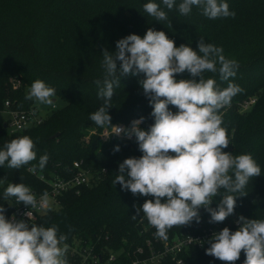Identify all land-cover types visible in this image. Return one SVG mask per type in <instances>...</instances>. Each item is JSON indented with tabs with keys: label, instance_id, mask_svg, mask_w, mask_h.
Here are the masks:
<instances>
[{
	"label": "clouds",
	"instance_id": "1",
	"mask_svg": "<svg viewBox=\"0 0 264 264\" xmlns=\"http://www.w3.org/2000/svg\"><path fill=\"white\" fill-rule=\"evenodd\" d=\"M143 5V11L157 22L168 20L167 10L178 8L181 15H189L193 6L201 9L208 19L235 17L226 0H162ZM198 52L190 45H175L164 31L149 28L141 37L135 33L116 41V50L102 51L104 79L97 80L98 98L103 104L89 120L98 128L108 127L111 135L135 138L142 155L129 157L118 165L113 184L133 195L151 196L136 208L133 219L143 216L156 229L155 235L168 239V230L201 221L200 209L210 214L209 223H222L234 215L237 197L246 195L250 180L261 175V168L251 154L234 156L224 152L230 144L227 130L222 127L221 109L230 105L240 93V86L232 81L237 74L238 62L226 58L223 48L198 42ZM185 71L191 79H176ZM218 73L226 87H219L216 79L205 78V73ZM138 83L152 108L154 123L147 129L140 125L145 117L131 121L129 127L112 125L109 109L115 89L121 78L141 76ZM198 78V79H197ZM56 90L42 80H35L26 95L27 100L53 105ZM174 106L173 112L169 106ZM110 136V135H109ZM36 144L27 135L5 143L0 149V166L20 169L36 160ZM120 151L119 145L114 152ZM174 153L175 155H170ZM49 156H40L38 167L43 170ZM36 165L30 170L35 171ZM6 180H0V184ZM239 194V195H235ZM222 196L215 208L211 207L216 196ZM15 199L30 209H46L45 192L38 201L31 188L23 183H8L5 201ZM0 205V264H68L67 236L58 234V227H45L23 219L5 216ZM25 215L32 221V211ZM240 226L235 232L224 227L213 232L205 254L226 264H235L241 251L243 264H264V219H247L243 215L236 221Z\"/></svg>",
	"mask_w": 264,
	"mask_h": 264
},
{
	"label": "trees",
	"instance_id": "2",
	"mask_svg": "<svg viewBox=\"0 0 264 264\" xmlns=\"http://www.w3.org/2000/svg\"><path fill=\"white\" fill-rule=\"evenodd\" d=\"M58 1L59 8H65L67 13L76 12L78 0ZM29 7V22L22 31L14 30L10 18L0 21V102L4 96L8 97L2 100L0 110L4 100H9L12 109L18 111L35 109L32 100L25 97L27 90L37 79L53 87L56 90L53 99L61 100L63 105L45 117L40 125L14 136L3 129V124L0 125V149L11 139L27 135L36 144L37 152L36 160L20 169L8 168L7 162L0 166V179L6 180L3 186L0 185V205L5 207V216H8L9 203L13 199H3V192L8 183H23L31 190L45 193L49 188L36 175L42 174L49 179L54 176L68 177L73 162L80 161L84 168L100 173L97 184L83 188L78 196L72 193L62 195L58 199L57 210H48L33 223L45 227L56 225L58 234L67 236L65 243L68 249L83 245L90 246L93 251L120 247L126 240L138 236L139 221L145 217L141 213L133 219L136 208L142 206L145 200L154 199L151 196L133 195L130 191L122 190L119 183L113 184L119 163L129 157L139 158L142 153L138 150L134 137L130 140L113 136L104 141L98 139L101 131L108 127L98 128L89 120V115L103 104V100L98 98L96 84L97 80L104 79L102 63L86 51L60 67L48 64L44 58L46 45L41 38L43 21L47 15L43 0H30ZM126 12L130 13L128 10ZM223 54L226 58L238 62L237 74L232 81L241 89L247 84L255 85V88H251V93L258 97L246 118L239 116L233 107L240 93L232 98L230 105L221 109L222 127L227 130L230 141L223 151L234 156L251 154L261 168V175L252 178L246 186V195L237 197L234 215L228 218L243 215L247 219H264V47L258 51L237 49ZM17 62H24V67L19 66ZM18 66L20 69L17 70ZM12 75L15 78L10 84L14 83L16 86L13 85L14 90L6 91V81ZM204 76L216 79L221 88L227 86L228 82L220 81L218 73L206 72ZM142 78V74L138 77L128 75L121 78V85L115 89L112 107L108 110L112 125L118 124L125 116L137 119L144 116L145 122L140 125L144 129L154 123V118L150 115L152 108L138 83ZM191 78L187 71L176 75L177 80ZM132 83H135L134 86L126 91L128 98L121 101L118 96V93H121L120 88ZM169 108L173 112L177 111L174 106L170 105ZM55 134L57 137L53 138ZM117 145L120 151L114 152ZM45 153L48 154L49 160L46 167L40 170L38 161ZM34 165L37 166L36 170L31 171ZM221 199L222 196L215 198L211 207L215 208ZM67 258L77 264L72 255L68 256L67 253ZM245 258L242 250L235 264H243ZM187 264L226 262L206 255L205 251L192 250L188 255Z\"/></svg>",
	"mask_w": 264,
	"mask_h": 264
},
{
	"label": "rangeland",
	"instance_id": "3",
	"mask_svg": "<svg viewBox=\"0 0 264 264\" xmlns=\"http://www.w3.org/2000/svg\"><path fill=\"white\" fill-rule=\"evenodd\" d=\"M147 2L149 0H78L76 12L67 13L65 8H59L58 0H43L47 15L43 21L41 38L46 45L44 53L46 62L60 67L66 61H72L74 57L87 51L102 63L104 49L115 51L117 40L133 33L143 37L149 28L164 31L175 41L177 47L186 44L197 52L201 38L206 43L222 47L223 53L237 49L248 52L258 51L264 47V0H226L230 11L236 13L235 17L215 20L203 16L201 9L196 6H193L191 13L186 16L181 15L174 6L172 10L165 8L168 20L163 22L155 21L143 11V5ZM153 2L160 3L163 7L162 0H153ZM181 2L182 0H176V5ZM29 3L30 0H0V21L10 18L14 30H24L29 22ZM17 64L24 67V62ZM19 66L17 70L20 69ZM14 78L15 76L12 75L7 79L6 91L14 90L13 83L10 84ZM134 84L120 88L121 93H118V96L121 101L128 98L126 91ZM251 88H255V85L242 86L239 98L233 105L239 116L244 118L249 115L251 109L243 111L239 105L241 100H258V97L251 93ZM3 99L8 97L4 96ZM54 100L53 105L32 100L39 117L45 118L62 107L61 100ZM7 117L0 115V121L8 120ZM134 119L137 118L125 116L118 124L130 126ZM100 134L98 139L102 140ZM0 185L3 186L4 183ZM58 207H50L46 210H57ZM73 248L68 249V256ZM67 260L69 264H74L72 259L67 258Z\"/></svg>",
	"mask_w": 264,
	"mask_h": 264
},
{
	"label": "built area",
	"instance_id": "4",
	"mask_svg": "<svg viewBox=\"0 0 264 264\" xmlns=\"http://www.w3.org/2000/svg\"><path fill=\"white\" fill-rule=\"evenodd\" d=\"M254 104L255 100L250 99L242 101L239 105L243 111H248ZM0 115L8 116V120L0 121V125H7L5 130L8 129L7 133L9 135H16L36 127L44 120V117L41 118L38 116L35 109H30L28 111L12 109L8 100L4 101L3 108L0 110ZM116 125L129 127L123 124ZM100 136L103 141L108 140L111 136L123 140H130L123 135H111V130L109 128H105ZM173 155L175 154L173 153ZM102 172H104V170H102ZM98 173L99 172H92L84 168L82 162L75 161L70 168L68 177L54 176L49 179L42 174L36 175V177L40 181L46 183L49 188L46 192L48 199L46 209L56 206L58 199L62 195L72 193L78 196L83 188L96 185L100 179V173ZM32 192L36 195L38 201L44 194L35 190H32ZM9 206L10 213L6 217L11 218V216L15 214L18 220L23 219L29 222V227L31 226V222L33 223L36 221L37 217L47 211L39 207L30 209L23 204L18 205L15 203L14 198L10 201ZM30 210L32 211V221L25 215V213ZM200 216L201 221L199 223L193 221L189 225L174 226L168 230L167 240L158 238L155 235L156 229L144 218L139 221L137 238L126 240L120 247L111 250L93 251V248L87 245L76 246L72 249L70 255L76 258L77 264H187L188 255L192 250L205 251L206 248L210 246L207 241L211 238L213 232H218L224 227H228L232 232H235L240 226L236 222L238 217L232 219L227 218L222 223H209L210 215L203 208L200 209ZM176 228L177 231L175 230Z\"/></svg>",
	"mask_w": 264,
	"mask_h": 264
},
{
	"label": "water",
	"instance_id": "5",
	"mask_svg": "<svg viewBox=\"0 0 264 264\" xmlns=\"http://www.w3.org/2000/svg\"><path fill=\"white\" fill-rule=\"evenodd\" d=\"M54 100V99H53ZM54 102H55V100H54ZM6 127H7V125L6 124H4L3 125V129H6ZM57 137V134H55L54 136H53V138H56Z\"/></svg>",
	"mask_w": 264,
	"mask_h": 264
}]
</instances>
